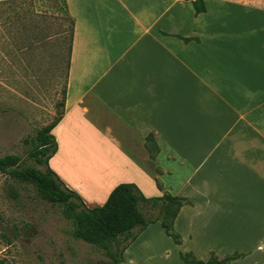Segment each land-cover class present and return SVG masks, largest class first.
I'll use <instances>...</instances> for the list:
<instances>
[{
	"label": "crops",
	"instance_id": "obj_1",
	"mask_svg": "<svg viewBox=\"0 0 264 264\" xmlns=\"http://www.w3.org/2000/svg\"><path fill=\"white\" fill-rule=\"evenodd\" d=\"M195 1L66 0L74 40L49 167L90 209L122 184L187 199L173 258L198 247L264 264V0H203L201 14ZM90 147L113 162L95 190L73 168Z\"/></svg>",
	"mask_w": 264,
	"mask_h": 264
},
{
	"label": "rangeland",
	"instance_id": "obj_2",
	"mask_svg": "<svg viewBox=\"0 0 264 264\" xmlns=\"http://www.w3.org/2000/svg\"><path fill=\"white\" fill-rule=\"evenodd\" d=\"M71 27L63 0H0V158L18 156L21 168L42 169L29 157L31 140L62 111ZM93 152L99 155L100 149L90 147L73 154L75 174L90 190L102 182L101 167L113 166L106 151L103 162ZM157 215L151 213L152 219ZM73 230L62 207L44 201L33 185L0 172L3 264H115L114 258L120 264H167L169 259L171 264H186L180 254L205 255L197 247L184 249L173 258L169 242L176 248L180 245L166 235L159 222L140 234L137 240L149 232L138 245L133 246L137 241L120 240L110 252L75 239Z\"/></svg>",
	"mask_w": 264,
	"mask_h": 264
},
{
	"label": "trees",
	"instance_id": "obj_3",
	"mask_svg": "<svg viewBox=\"0 0 264 264\" xmlns=\"http://www.w3.org/2000/svg\"><path fill=\"white\" fill-rule=\"evenodd\" d=\"M66 15L71 21L70 30V58L74 40V20L71 18L66 0H63ZM196 14L206 12L203 0H196L193 3ZM68 78V73H67ZM66 87L63 94L62 111L55 122L39 130L36 137L31 140L33 149L29 155L34 163L41 167L21 168L18 156H5L0 158V172L10 175L12 178L33 185L38 190L40 197L52 206H59L64 209V214L73 222V236L93 247L110 252L111 247L120 240L134 243L140 234L156 222L161 224L166 235L173 239L176 245H181L182 239L175 232V222L181 209L190 205L187 199L172 195H165L160 198H146L140 189L134 184H122L110 195L103 207L88 208L82 198L75 192L69 190L57 175L50 169L49 161L58 151V144L52 135L53 130L62 121L66 103ZM26 144L30 142L25 140ZM147 146L151 153H157L158 147L153 137L147 138ZM156 212V219H152L151 213ZM126 251V249H125ZM124 251L120 253L124 259ZM186 264H228L244 258V256L233 255L220 260L215 255L206 261H198L190 254H180ZM115 264H120L114 258ZM0 264H3L0 262Z\"/></svg>",
	"mask_w": 264,
	"mask_h": 264
}]
</instances>
